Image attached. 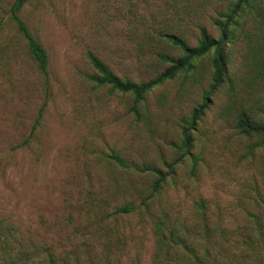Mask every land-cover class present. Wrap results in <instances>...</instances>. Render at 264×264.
Instances as JSON below:
<instances>
[{"label": "rangeland", "instance_id": "obj_1", "mask_svg": "<svg viewBox=\"0 0 264 264\" xmlns=\"http://www.w3.org/2000/svg\"><path fill=\"white\" fill-rule=\"evenodd\" d=\"M15 1L0 0V217H10L27 236L69 250L83 242L75 230L84 233L89 225V204L109 214L151 191L156 177L137 167L166 170L179 156L182 120L200 105L212 75L210 54L200 76L178 77L150 93L137 120L129 112L131 96L91 81L88 53L122 78L149 81L168 67L158 52L180 56L159 32L177 30L191 46L200 27L219 39L214 20L230 0H29L20 17L48 52L47 78L10 19ZM148 29L153 47L143 40ZM231 103L226 81L198 124L195 173L191 158L178 165L157 209L195 230L196 204L203 199L220 258L212 264H264V149L244 158L246 144L231 129ZM113 152L132 168L110 159Z\"/></svg>", "mask_w": 264, "mask_h": 264}, {"label": "trees", "instance_id": "obj_2", "mask_svg": "<svg viewBox=\"0 0 264 264\" xmlns=\"http://www.w3.org/2000/svg\"><path fill=\"white\" fill-rule=\"evenodd\" d=\"M28 1L16 0L10 10V19L22 35L38 70L47 78L50 74L48 52L20 17ZM219 17L214 24L221 32L220 38L215 39L206 28L200 27L197 46H191L177 30L159 32L157 38L177 49L180 56L158 52V60L168 67L149 81L122 78L98 56L88 53L94 69L91 81L98 87H110L114 92L131 96L133 103L129 112L137 120L144 117L143 109L150 93L178 77H183L186 82L200 76L202 60L210 54L211 83L190 118L182 120V138L175 146L180 151L179 156L171 164H165L166 170L153 165L137 167L139 172L156 177L145 197L139 202L128 200L115 206L109 214L105 211L104 215L99 213L101 206L89 204L86 211L89 225L84 227V233L75 230L83 242L69 250H60L53 244L27 236L10 217H0V264H212L218 260L211 246L216 231L206 216L203 199L196 204L200 227L195 230L157 206H160L158 202L175 168L186 158L193 160L195 173L199 160L194 156L198 124L226 81L232 101L229 109L233 120L231 129L240 142L246 144L244 158L255 159L264 149V0H230ZM143 40L153 47L156 39L148 29ZM234 57L239 59L235 61L237 70L233 72L230 68ZM42 119L41 110L33 132L39 128ZM25 143L29 144V141ZM110 159L123 169L132 168L114 152ZM221 236L226 237L223 233ZM217 238L216 242L220 243L219 234ZM145 240L149 245L146 246ZM250 244L252 242L247 246ZM222 248L227 250L224 245Z\"/></svg>", "mask_w": 264, "mask_h": 264}]
</instances>
